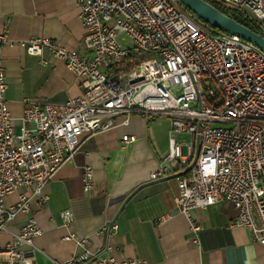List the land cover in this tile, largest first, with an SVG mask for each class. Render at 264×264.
<instances>
[{
	"label": "built area",
	"instance_id": "obj_1",
	"mask_svg": "<svg viewBox=\"0 0 264 264\" xmlns=\"http://www.w3.org/2000/svg\"><path fill=\"white\" fill-rule=\"evenodd\" d=\"M74 1L85 31L79 50L37 36L20 46L29 55L46 49L61 60L78 80V97L60 104L23 100L22 115L14 119L5 99L2 49L8 38L0 35V232L17 213L30 210L23 194L6 207L8 195L30 187L45 204L42 187L74 157L82 134L111 129L118 115L141 113L169 119L168 152L149 180L179 175L174 203L189 223L191 240L198 241L201 228L189 212L228 203L236 213L230 226L249 230L264 245V54L236 36L204 29L177 0ZM213 2L248 13L264 34V0ZM172 134L190 138L186 156ZM80 179L89 194L91 168L84 167ZM60 218L68 227L73 214L66 209ZM41 233L30 217L10 243L0 245V264H34L33 239ZM64 239L74 242L75 251L62 264H117L103 254L111 251L108 245L89 249L88 235Z\"/></svg>",
	"mask_w": 264,
	"mask_h": 264
},
{
	"label": "crops",
	"instance_id": "obj_2",
	"mask_svg": "<svg viewBox=\"0 0 264 264\" xmlns=\"http://www.w3.org/2000/svg\"><path fill=\"white\" fill-rule=\"evenodd\" d=\"M2 33L8 38L2 49L5 99L14 119L22 115L23 100L60 104L81 94L78 80L61 60L51 57L46 49L39 56L29 55L20 46L37 36L69 51L79 50L85 31L74 0H0ZM113 125L103 132L81 135L74 157L42 187L45 204L30 187H19L4 199L5 206L11 207L23 194L29 198L30 210L17 213L7 223L6 231L0 232L1 246L10 243L32 217L42 229L33 239L34 264L69 260L75 251L74 242L64 239L69 233L88 235L91 250L108 245L111 251L103 254L117 264L126 259L145 264H264V245L254 242L249 230L230 226L236 215L231 205L216 203L204 210L192 209L190 217L201 228L194 242L187 219L174 203L177 177L149 180L168 152L166 121L131 113L114 117ZM14 126L18 131L16 120ZM84 167L92 171L89 194L83 193L81 186ZM170 167L176 170L177 166ZM66 209L73 220L63 227L60 213ZM161 217L164 219L159 221Z\"/></svg>",
	"mask_w": 264,
	"mask_h": 264
},
{
	"label": "water",
	"instance_id": "obj_3",
	"mask_svg": "<svg viewBox=\"0 0 264 264\" xmlns=\"http://www.w3.org/2000/svg\"><path fill=\"white\" fill-rule=\"evenodd\" d=\"M177 1L182 5L183 8L188 10L192 15H194L198 20L202 21L205 25H208L211 28L220 31L222 33L236 36L241 40L252 44L260 52L264 54V37L262 35L248 29L247 27L237 23L233 19L221 13L214 6H212L207 0H177ZM197 154L198 152L196 150L190 167L184 173H186L194 165L197 159ZM178 176H179L178 174L172 175L167 177V179L176 178ZM131 195H133V193ZM129 198L130 197H128L121 205L117 215L119 214L122 207L125 205V203ZM113 223L114 221H111L109 225L111 226Z\"/></svg>",
	"mask_w": 264,
	"mask_h": 264
},
{
	"label": "trees",
	"instance_id": "obj_4",
	"mask_svg": "<svg viewBox=\"0 0 264 264\" xmlns=\"http://www.w3.org/2000/svg\"><path fill=\"white\" fill-rule=\"evenodd\" d=\"M212 6H214L217 10H219L221 13L225 14L226 16H228L229 18L233 19L234 21H236L237 23L247 27L248 29L260 34V35H264L260 25L246 12H240L242 10L239 9H231V8H225L220 4H217L211 0H207ZM182 7V5H181ZM183 8V7H182ZM183 10L185 11L186 14L188 15H192L188 10H186L185 8H183ZM199 22L203 25H205L202 21L199 20ZM213 33H220V31H217L215 29H213Z\"/></svg>",
	"mask_w": 264,
	"mask_h": 264
},
{
	"label": "rangeland",
	"instance_id": "obj_5",
	"mask_svg": "<svg viewBox=\"0 0 264 264\" xmlns=\"http://www.w3.org/2000/svg\"><path fill=\"white\" fill-rule=\"evenodd\" d=\"M189 16L193 21H195L196 23L201 25L204 29L208 30L209 32H213V30L210 26L201 24L199 22V20L194 15H189ZM127 44L129 45L128 42H127ZM149 118L152 120L158 121L160 123H165V121L167 122L168 127H167L166 138H167V143H168V141H169L168 129L170 126L169 119L167 117H164V116H156V115L149 116ZM171 138L174 139V141L176 143L181 144V154L186 155V144L190 141V138L184 134H172Z\"/></svg>",
	"mask_w": 264,
	"mask_h": 264
}]
</instances>
